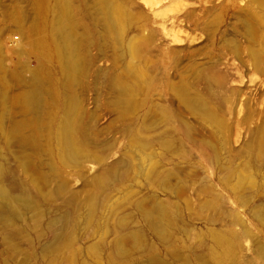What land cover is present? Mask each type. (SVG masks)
Here are the masks:
<instances>
[{"label":"rangeland","instance_id":"obj_1","mask_svg":"<svg viewBox=\"0 0 264 264\" xmlns=\"http://www.w3.org/2000/svg\"><path fill=\"white\" fill-rule=\"evenodd\" d=\"M100 2L0 0V79L12 97L40 84L55 152L28 150L38 189L0 139L3 181L45 215L0 221V264H264V0H105L115 25ZM70 105L96 155L81 165L44 143Z\"/></svg>","mask_w":264,"mask_h":264},{"label":"bare ground","instance_id":"obj_2","mask_svg":"<svg viewBox=\"0 0 264 264\" xmlns=\"http://www.w3.org/2000/svg\"><path fill=\"white\" fill-rule=\"evenodd\" d=\"M101 2H102V5H104L103 4V2L105 1V0H100ZM100 2V3H101ZM110 2H112V1H110ZM106 3V2H105ZM109 3V2H108ZM108 3H106V4H108ZM104 5V6H106L105 8H106V10H107V7H108V9H115V11H116V14H114V15H116V17H114V15L113 14H111V15H113V17L110 15V13H108V11H107V13L109 14H107V21H108V23H110L111 25H113V23H114V20H115V18H117L118 16L120 17L122 14H121V10L117 7V6H110V5H113V3L111 4V3H109L108 4V6L107 5ZM67 5V4H66ZM67 7V6H66ZM69 9V8H68ZM114 9H113V12H114ZM109 11H111V10H109ZM112 12V13H113ZM115 13V12H114ZM65 16H66V18H65ZM61 17H62V19H59V20H61L60 21V23H62L63 25V27H64V29L65 28H68V27H70V24L68 23V21H66V19H67V8H63V11H62V15H61ZM118 17V18H119ZM70 20V19H69ZM117 20V19H116ZM115 20V21H116ZM71 22V21H70ZM114 25H115V23H114ZM76 27V26H75ZM113 27V26H112ZM73 27H70V29L68 30V34H67V36H66V40H64L62 43H56L55 44V50L58 52V54H61V55H63V57L64 58H66V57H70V56H74L73 55V44H72V39H73V35H74V33H75V30H74V33H73ZM61 32H63L62 31V29H61ZM65 32H66V29H65ZM64 32V33H65ZM72 33H73V35H72ZM65 35V34H64ZM55 39H57V38H55ZM61 39V38H60ZM81 45V44H80ZM79 45V46H80ZM34 48H37V49H39L40 51H42L43 53H45V54H47L48 53V51H50V48H52V47H50V44H49V42L47 41V40H45V39H41V38H39V39H37L34 43H33V45H32ZM68 48V50L66 51L65 49H67ZM53 49V48H52ZM79 49V48H78ZM54 50V51H55ZM61 50V51H60ZM76 50H77V48H76ZM76 50H74V51H76ZM78 54V53H77ZM80 54V53H79ZM77 56V55H76ZM75 56V57H76ZM79 56V55H78ZM59 57V56H58ZM71 58V57H70ZM74 58V57H73ZM73 58H71L73 61V63H74V60H75V58L73 59ZM78 59V58H77ZM63 60V59H62ZM65 61V60H64ZM68 61H69V59H68ZM71 62V60H70V64L72 63ZM77 62H79V60L77 61ZM76 62V63H77ZM69 64V66H71ZM79 64H80V62H79ZM79 64H77L78 66H79ZM72 66H73V64H72ZM78 66H76V67H78ZM81 66V65H80ZM79 66V67H80ZM82 69V68H81ZM77 71H78V68H77ZM80 71V70H79ZM2 74H4V73H2ZM23 74V73H22ZM6 75V74H5ZM5 75L3 76V78L5 77ZM10 75V74H9ZM17 75V74H16ZM71 75V74H70ZM72 76V75H71ZM70 76V77H71ZM7 77V76H6ZM18 77V76H17ZM8 78V77H7ZM27 78V77H26ZM26 78H24V77H22V76H19V79L18 80H20V81H18L19 83L20 82H22V84H23V90H22V92L20 93V95L18 96V97H12L11 96V91L12 90H10L9 91V86H8V80L6 81L5 79H0V85H2L3 86V91L1 90V87H0V90H1V96L0 97H2V98H0V102H1V100H3V104L4 103H6V104H9V105H7V107L6 108H2L1 109V113H0V139H2L3 141H4V144L3 145H5L7 148H9L10 146H12V145H14V144H16L17 145V147L22 151V153H21V155L20 156H18V154H17V156H18V158H20L18 161H19V165L22 167V169H24V171H26L27 173H29L30 175H31V181H33V183L35 184V186L38 188V189H41V187L44 185V184H46V183H48V181H49V183H50V181H51V179L49 180V178L48 177H46L45 175H42V174H40L39 172H37V173H35V171L36 170H34V168H35V166H33L34 164H32V159L31 158H34V157H32L31 155H30V152H32L33 154H35L36 156L37 155H39V154H41V153H43V151H45V150H47L48 148H49V150L50 151H48L49 153H48V155L50 154V153H53L54 152V149H53V147L52 146H48V143H49V145H50V142H48V141H52L53 139H55V141H56V145H57V148L55 147V149L57 150V153H58V155L59 156H62L63 158V160L64 159H67V160H72V162L74 163H80V165H81V162L83 163L84 161L86 162V161H89V160H91L92 159V154L90 153V151H89V149H87V147H86V144L85 145H83L84 143H82L81 142V140H82V135H81V133H80V130L81 129H79V124H77L76 123V121H75V119L76 118H74V116H73V111H72V109H71V106L72 105H70V106H65V109H64V112H63V115L61 116V119L59 120V124H58V126H56L57 127V129H56V131L55 132H51V131H49L50 130V128H47L48 130H46V135L48 134V139L46 140V142H44V143H47V146H48V148L46 149L45 148V146L43 145V136H44V133H43V131H45V130H42V129H45L46 128V124L44 125V127L45 128H43L42 126V119H41V117H42V115H44L43 113H44V105L48 102H46V98L44 99V92H43V89L40 87V84H38V83H36V81L33 79V78H30L31 80H29V78H28V80H26ZM41 78V77H40ZM73 79H74V77H73ZM73 79H71L72 81H73ZM44 80V79H43ZM41 82H43V81H41ZM71 82V81H70ZM114 82H116V81H114ZM72 83V82H71ZM22 84H20V85H22ZM118 84V83H117ZM9 85H10V83H9ZM121 87V86H120ZM125 87V86H124ZM122 88H123V86H122ZM121 88V89H122ZM11 89V88H10ZM120 89V90H121ZM9 92H11V93H9ZM45 92H47V91H45ZM15 94V93H14ZM45 95H46V93H45ZM70 95V94H69ZM122 95V94H121ZM48 96V95H47ZM67 97V96H66ZM119 97V96H118ZM121 97V98H120ZM119 97V99L117 100L118 102H119V100L120 99H122L123 97L122 96H120ZM71 99H73V98H71ZM66 100H68V98H66ZM115 100V101H116ZM5 101V102H4ZM66 102V101H65ZM70 102V101H69ZM68 102V103H69ZM72 102V101H71ZM120 102H122V101H120ZM5 104V105H6ZM15 104H19V106H20V108H19V115H20V117H16L15 116V114H14V110H13V108H15L14 107V105ZM67 103H65V105H66ZM72 104V103H71ZM116 104V103H115ZM122 104V103H121ZM74 105V104H73ZM48 106V105H47ZM46 106V107H47ZM0 107H1V104H0ZM49 107V106H48ZM74 107V106H73ZM77 107H74V109L73 110H75ZM17 112V111H16ZM46 112H47V110H46ZM50 112V111H49ZM76 112H77V109H76ZM52 113H54V112H52ZM62 114V113H61ZM53 115V114H52ZM57 115V114H56ZM47 116H48V114H47ZM47 116H45V117H47ZM50 116V115H49ZM44 117V118H45ZM51 117H55V115H53V116H50L49 117V119L50 120H52V118ZM43 118V117H42ZM46 119V118H45ZM48 120V119H47ZM49 120V121H50ZM77 120V119H76ZM79 121H80V119H78ZM78 121V122H79ZM46 122V121H45ZM48 122V121H47ZM58 122V121H57ZM54 122H52V124H53ZM52 124H49V125H52ZM51 127V126H50ZM81 127V126H80ZM55 128V127H54ZM52 130V129H51ZM83 137H84V135H83ZM45 138H46V136H45ZM43 139V140H42ZM2 142V141H1ZM84 142H85V140H84ZM82 143V144H81ZM2 144V143H1ZM3 145L2 146H0V158H1V150L3 149ZM15 145V146H16ZM88 146V145H87ZM5 148V147H4ZM12 148V147H11ZM11 148H10V150H8V151H11ZM90 148V147H89ZM6 149V148H5ZM13 149V148H12ZM92 149V148H91ZM19 150V151H20ZM28 150H31L30 152L28 151ZM6 151V150H5ZM13 151V150H12ZM14 151H15V149H14ZM20 151V152H21ZM19 152V153H20ZM46 152V151H45ZM13 153V152H12ZM11 153V154H12ZM55 153V152H54ZM53 153V154H54ZM44 154V153H43ZM46 154V153H45ZM51 155V154H50ZM50 155H49V157H50ZM7 156V155H6ZM43 156V155H42ZM53 156V155H52ZM15 157H16V155H15ZM44 157V156H43ZM6 158V157H5ZM9 158V157H8ZM39 158V157H38ZM94 158H96V155H95V157ZM93 158V159H94ZM17 159V158H16ZM51 159V158H50ZM92 159V160H93ZM8 160V159H7ZM36 160V159H35ZM39 160H40V158H39ZM42 160V159H41ZM53 160V159H52ZM66 160V161H67ZM95 160V159H94ZM93 160V161H94ZM17 161V162H18ZM2 162V161H1ZM0 162V221L1 222H3V224L5 223V224H7V225H11V226H13L14 224H16V222L20 219V218H22V216L25 214L26 215V213H28V212H30V211H34L33 213H35L36 212V214L37 215H39V214H41V210L39 209V210H37V202H36V200H34L32 197H31V195H29L28 193H22L21 192V190H19L21 193H14L12 190H10V188L8 187V183L6 182V181H3L4 179H6V178H8V177H6V178H4L3 179V174H4V165L2 164ZM16 162V163H17ZM35 162V161H34ZM39 162V161H38ZM50 162V161H49ZM71 162V163H72ZM42 162H40V165H42L41 164ZM53 163V162H52ZM68 164V163H67ZM77 164V165H78ZM37 165V164H36ZM39 165V164H38ZM40 165H39V167H40ZM51 165V164H50ZM54 165H56V163L55 164H53V165H51V167L53 166V169H54ZM72 166H74L73 164H71ZM32 166L34 167L33 169H32ZM68 166L69 167H71L69 164H68ZM10 168V167H9ZM48 168V167H47ZM50 168V167H49ZM21 169V168H20ZM42 169V168H41ZM52 169V168H51ZM58 169V168H57ZM57 169H55V170H57ZM75 169V168H74ZM34 170V171H33ZM47 170H49V169H47ZM23 171V170H22ZM12 172V171H11ZM25 172V173H26ZM55 172L56 171H54V173L52 174V175H54L55 174ZM50 173V172H49ZM57 174V173H56ZM12 175V174H11ZM50 175V174H49ZM28 176V175H27ZM55 176V175H54ZM11 177H13V176H11ZM15 177V176H14ZM28 177H30V176H28ZM61 178V177H60ZM30 179V178H29ZM57 179V178H56ZM8 180V179H7ZM10 180V179H9ZM12 180V179H11ZM59 180V179H58ZM64 181H65V179H63ZM21 181V180H20ZM55 181V180H54ZM5 182L7 183L6 185H5ZM19 182V181H18ZM22 182H24V181H22ZM57 182V181H56ZM25 183V182H24ZM27 183V182H26ZM55 183V182H54ZM60 183V182H59ZM61 183H63V181L61 182ZM65 183V182H64ZM18 184V183H17ZM20 184V183H19ZM23 184V183H22ZM57 184H58V182H57ZM66 184V183H65ZM25 185V184H24ZM28 185V184H27ZM49 185V184H48ZM56 185V184H55ZM61 185V184H60ZM63 185V184H62ZM26 187V186H25ZM25 187H24V189H25ZM57 187H59L58 185H57ZM61 187V186H60ZM65 187V186H64ZM63 187V188H64ZM28 188V187H27ZM56 188V187H55ZM67 188V187H66ZM21 189V188H20ZM58 189V188H57ZM57 189H55V190H57ZM17 190V189H16ZM26 190V189H25ZM29 190H27V192H28ZM33 191V190H32ZM47 191V190H46ZM46 191H44V192H46ZM64 191V190H63ZM17 192V191H16ZM30 192V191H29ZM37 192V191H36ZM57 192V191H56ZM55 192V193H56ZM31 193V192H30ZM60 193H62V191H60ZM64 193V192H63ZM76 193V192H75ZM34 194V193H33ZM42 194V193H41ZM40 194V195H41ZM46 194H48V193H46ZM74 194V193H73ZM49 195V194H48ZM53 195H55V194H53ZM53 195L51 194V197H53ZM72 195V194H71ZM74 195H76V194H74ZM34 196H35V194H34ZM36 196H37V194H36ZM35 196V197H36ZM45 197L47 196V195H44ZM58 196V195H57ZM93 197V196H92ZM74 198V197H73ZM72 197H71V201H72V199H73ZM47 199V198H46ZM50 199V198H49ZM90 199V198H89ZM93 200V199H92ZM94 200H95V197H94ZM77 201V200H76ZM85 202V201H84ZM95 202V201H94ZM77 206H79L78 204H76ZM91 205V204H90ZM87 206H88V204H87ZM92 207H93V205H92ZM87 208V207H86ZM90 209H91V207H89ZM44 210V209H43ZM87 211V210H86ZM90 213H91V211H89ZM88 212V213H89ZM35 214V215H36ZM91 214H93V213H91ZM32 215H34V214H32ZM31 215V216H32ZM42 215V214H41ZM63 215H65L64 213H63ZM88 215H90V214H88ZM28 216V215H27ZM30 216V217H31ZM45 216V215H44ZM43 215L42 216H40V219H41V217H44ZM60 216H62V215H60ZM87 217V216H86ZM25 218V217H24ZM23 218V219H24ZM38 218V217H37ZM36 218V219H37ZM64 218V217H63ZM33 219V218H32ZM39 219V218H38ZM35 220V219H34ZM62 220V219H61ZM39 221V220H38ZM35 222V221H34ZM59 222H60V220H59ZM4 224V225H5ZM66 224V223H65ZM6 226V225H5ZM35 226V225H34ZM40 226V225H39ZM6 227H8V226H6ZM36 227H37V224H36ZM68 227H69V224H68ZM14 228V227H13ZM38 228V227H37ZM49 228H51V227H49ZM62 228V227H61ZM12 229V228H11ZM42 229V228H41ZM67 229V228H66ZM72 228L70 227V230H71ZM14 229H12V231H13ZM16 231H17V228L15 229ZM49 230V229H48ZM68 230H69V228H68ZM56 231V230H55ZM72 231V230H71ZM70 231V232H71ZM65 232V231H64ZM55 233V232H54ZM61 233V232H60ZM60 233L59 234H55V240L54 241H56V240H58V242H60V243H57V245H55V246H53L54 248H52V249H54L53 251H55V252H57L58 251V249L61 247V246H66L67 247V245L69 244V242L68 241H63V242H61V239H60ZM53 234V233H52ZM66 234V233H65ZM71 235H72V233H70ZM43 235V234H42ZM67 235V234H66ZM26 236V235H25ZM73 236V235H72ZM76 236V235H75ZM31 237V236H30ZM51 237V236H50ZM49 237V238H50ZM4 238V237H3ZM74 238V237H73ZM75 239H76V237H75ZM32 240V239H31ZM5 241V240H4ZM53 241V242H54ZM31 242V241H30ZM72 242H73V240H72ZM55 243V244H56ZM70 243H71V241H70ZM53 244V243H52ZM72 244V243H71ZM33 245V244H32ZM45 245V244H44ZM50 245V244H49ZM70 246V245H69ZM48 247V246H47ZM63 247H61V248H63ZM71 247H72V245H71ZM60 248V249H61ZM73 248V247H72ZM46 249V248H45ZM52 249H50V250H52ZM64 249H66V248H64ZM64 249H63V251H64ZM43 250H44V248H43ZM67 250H68V248H67ZM18 251V250H17ZM72 251H73V249H72ZM14 253V252H13ZM43 253V252H42ZM46 253H48V252H46ZM45 254V253H44ZM66 254V253H65ZM70 253H68V255H69ZM36 255V254H35ZM47 255V254H46ZM68 255H67V257H68ZM73 255V254H72ZM13 256V255H12ZM42 256V255H41ZM54 256V255H53ZM74 256V255H73ZM44 257V259H45V256H43ZM52 257V256H51ZM63 257V256H62ZM65 257V256H64ZM56 259V258H55ZM73 259V258H72ZM15 260V259H14ZM29 260H30V258H29ZM28 260V261H29ZM48 260V259H47ZM61 260V259H60ZM59 260V261H60ZM63 260V259H62ZM24 261V260H23ZM22 262V261H21ZM55 263V262H54ZM18 264H20V262L18 263ZM51 264H52V262H51ZM69 264V263H68ZM72 264V263H71ZM111 264V263H110Z\"/></svg>","mask_w":264,"mask_h":264}]
</instances>
